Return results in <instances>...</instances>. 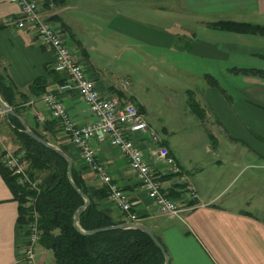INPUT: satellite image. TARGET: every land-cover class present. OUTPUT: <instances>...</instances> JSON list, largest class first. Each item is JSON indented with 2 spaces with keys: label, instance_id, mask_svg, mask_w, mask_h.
Instances as JSON below:
<instances>
[{
  "label": "crops",
  "instance_id": "crops-1",
  "mask_svg": "<svg viewBox=\"0 0 264 264\" xmlns=\"http://www.w3.org/2000/svg\"><path fill=\"white\" fill-rule=\"evenodd\" d=\"M34 1L39 5L41 15L50 18L58 27L99 93L104 97L115 95L121 103L133 102L148 127L158 135V142L142 131L131 133L130 137L160 181L162 192L179 204L177 214L158 210L117 147L106 139L92 140V145L111 181L127 193L137 221L147 225L163 242L170 264H264V204L249 196L251 189L246 194L238 189L224 195L227 186L220 187L215 171L222 157L217 154L219 142L227 144L225 150L221 145L224 153L242 154L239 158L247 153L248 157L264 164V34L210 26L219 20L264 25V0H171L168 6L139 7L144 18L154 24L138 18L132 0H124V3L120 0L122 10L119 11L110 8L111 0H101L109 7L103 31L100 30L102 27L86 19L100 20L97 15L103 11H97L102 7L97 5L98 0ZM89 3L90 10L87 8ZM18 9L16 3L0 0V69L24 95L21 99L17 96L21 101L20 115L28 126L36 125L51 143L66 146L67 155L81 168L88 185L107 187L84 164L78 148L67 138L58 121L51 117L42 98L47 93H56L77 124L93 122L96 117L76 89L59 90L63 75L53 69V51L42 45L32 25L16 27L12 24ZM139 43L154 47L156 51L151 53L139 48ZM159 50V55H155ZM177 52L187 63L186 80L180 79L187 103L192 94L202 112V117L195 115L221 131L218 139L212 131L206 130L211 141L206 144V150L215 157L209 155L202 159L197 154L200 152H196L198 146L193 148L196 144L193 134L191 142L186 143L194 152L188 157L181 156L176 127L168 128L165 124L149 121L145 104L127 87L133 72L128 64L129 61L135 64L133 58L149 57L154 62L161 56L172 57ZM256 69L262 74L255 72ZM211 77L216 84H211ZM37 78L43 81L36 92H32L29 85ZM37 113L44 116L43 121L37 118ZM8 146L0 145V153L1 150L8 151ZM161 146L174 157L180 168L179 174L172 173L157 154ZM207 165L212 167V172L205 177L203 172ZM181 176L185 178V184L180 180ZM186 184L197 194L195 198L189 195ZM244 194L247 196L243 197ZM100 202L113 215L120 214L107 196ZM17 216L18 201L0 174V264H55L53 252L39 242L33 246L32 261L25 260L24 228L18 223Z\"/></svg>",
  "mask_w": 264,
  "mask_h": 264
},
{
  "label": "trees",
  "instance_id": "trees-1",
  "mask_svg": "<svg viewBox=\"0 0 264 264\" xmlns=\"http://www.w3.org/2000/svg\"><path fill=\"white\" fill-rule=\"evenodd\" d=\"M53 1L60 3L63 0ZM210 26L238 32L264 34V25L249 22L219 20L210 23ZM255 72L262 74L259 69ZM42 81L40 78L33 80L29 85L30 91L36 92L35 89L39 88ZM210 81L213 85L217 83L212 77ZM0 96L18 114H21L19 98H24V95L18 92L10 76L1 69ZM189 103L193 105L194 113L202 117L201 109L192 94L189 95ZM4 117L18 142L16 152H21V159L26 165L28 175L36 183L30 185L19 182L17 176L12 174L1 161L0 174L13 193V197L18 201V223L25 225L31 220V212H36V222L40 231L38 242L53 252L55 264L164 263L161 250L145 232L138 228L110 229L92 234H85L76 229L73 225V217L84 199L68 180L66 160L53 149L28 136L22 130V125L16 117L11 115L8 117L4 115ZM29 127L36 134L48 140L36 125ZM57 146L68 153L65 145ZM4 152L2 151L0 156ZM71 177L90 199V203L82 210L78 218L80 229L88 230L126 220L122 213L115 216L110 209L101 206L100 201L108 195L107 187L88 185L82 176L81 168L75 166L74 163L71 167ZM158 240L163 244L160 238Z\"/></svg>",
  "mask_w": 264,
  "mask_h": 264
},
{
  "label": "built area",
  "instance_id": "built-area-1",
  "mask_svg": "<svg viewBox=\"0 0 264 264\" xmlns=\"http://www.w3.org/2000/svg\"><path fill=\"white\" fill-rule=\"evenodd\" d=\"M10 1L16 3L19 8L18 15L13 19L12 24L16 27L32 25L42 45L53 51V69L63 75L59 90L76 89L96 117L93 122L77 124L68 115L63 102L56 93H47L42 98L51 117L58 121L67 138L78 148L84 164L95 173L100 181L107 185L108 200L125 216V221L138 220L136 213L132 210L127 193L117 183L111 181V176L105 166L97 160L92 140L106 139L111 145L117 147L127 158L129 167L135 172L141 186L154 201L158 210L163 213L177 214L180 211L179 204L162 192L160 181L155 178L148 161L130 137L131 133L142 131L148 133L151 140L155 142L159 140L156 132L150 129L146 121L143 120L134 103L131 101L121 103L115 95L104 97L99 93L94 81L85 73L58 27L41 15L37 2L34 0ZM37 114V118L43 121L44 116L41 113ZM157 154L169 166L172 173H180L179 166L166 147H159ZM21 155V153L6 150L0 156V161L12 174L17 176L19 182L35 185L36 181L30 179ZM180 180L184 184L186 183L183 176L180 177ZM186 190L192 198L197 196L190 185L186 184ZM36 219L37 214L32 211L31 220L23 225V253L28 263L33 259V246L39 239L40 231Z\"/></svg>",
  "mask_w": 264,
  "mask_h": 264
},
{
  "label": "rangeland",
  "instance_id": "rangeland-1",
  "mask_svg": "<svg viewBox=\"0 0 264 264\" xmlns=\"http://www.w3.org/2000/svg\"><path fill=\"white\" fill-rule=\"evenodd\" d=\"M136 5V10L134 13H139L138 18L145 23L154 24V21H151L147 18H144L142 11L139 7L149 8L152 6H168L171 4V0H132ZM108 5L111 3L110 8L114 10H122L120 7V0H111L109 2L105 1ZM93 3V1L91 2ZM91 3L88 5L90 10ZM124 3V0H123ZM104 4V5H103ZM99 6L101 8L97 11H103L97 16L100 18L99 21L92 20L89 17H86L89 23H96V26L102 27L100 30L103 31L105 27L106 14L109 12V7H105V3L101 0H98ZM120 8V9H119ZM96 9V8H95ZM96 16V15H94ZM136 16V15H135ZM158 26H162V23H155ZM91 26H95L89 24ZM186 35L187 31H183ZM139 48L146 49L149 52L153 53L156 51V48L139 43ZM113 50V49H112ZM160 50L158 51L159 55ZM166 54V53H165ZM124 58V57H123ZM116 60V58L114 57ZM135 64L129 61L128 66L132 69V75L126 77L127 87L130 88L132 94H134L139 100L143 101L146 109V118L156 125L165 124L168 128L176 127V139L181 147L180 154L183 157H188L192 152V148L187 147V143H190L192 138L191 134L195 135L196 144L193 146L197 147L196 152L202 159L207 158L209 155H213L212 152L206 150V144H210L211 141L206 135V130H210L215 134V137L220 139L219 134L221 131L216 127H211V123L207 121H201L194 113L190 103L186 101V95L184 93V85L181 81L182 79L186 80L187 72H185V66L187 63L184 62V56L180 53H176L174 56L163 57L161 56L157 61L154 62L149 59V57L137 56L133 58ZM168 74H171L168 77ZM181 79V80H180ZM181 81V82H180ZM189 102V100H188ZM2 142L0 145L6 146L9 144V150L11 152H16L18 148V142L15 139V136L11 130L10 125L7 123V120L4 118V113L1 110L0 114V139ZM207 141L205 143L204 141ZM16 148H14V145ZM55 144V143H54ZM221 145L225 150L227 145L225 142L223 144L219 142L217 149L218 156L221 155V162H219V167L216 168L218 175V183L220 187L227 186L224 190V195H230L236 190L240 189L245 194L248 190L251 189L250 197H253V200L259 201V203L264 204V164H262L258 159L247 156V153H244L243 158L242 154L225 152L221 151ZM6 151V150H1ZM16 153H21L20 151ZM233 154V155H232ZM240 155V156H238ZM215 157V155H213ZM233 157V160H232ZM215 159H213L214 161ZM214 171V172H215ZM212 172V167L207 165L204 168V176H207V173L210 175ZM243 195V197L247 195ZM190 195V194H189ZM245 208V205H243ZM263 214L264 211L262 210Z\"/></svg>",
  "mask_w": 264,
  "mask_h": 264
},
{
  "label": "water",
  "instance_id": "water-1",
  "mask_svg": "<svg viewBox=\"0 0 264 264\" xmlns=\"http://www.w3.org/2000/svg\"><path fill=\"white\" fill-rule=\"evenodd\" d=\"M0 108L2 112L5 114V116H14L16 117L21 125H22V130L31 138H33L35 141L43 144L44 146L53 149L56 151L60 156H62L66 160V173L68 180L72 187L77 191L78 194L81 195V197L84 199V202L79 205L75 211L74 217H73V225L76 229H78L80 232L85 233V234H92L96 233L99 231H104V230H110V229H118V228H138L145 232L151 240L154 242V244L161 250V252L164 255V263L163 264H168L169 262V256L163 246V244L158 240V238L155 236V234L147 227L142 222L138 221H123L120 223L108 225V226H102V227H97L93 229H88V230H82L80 229L78 225V218L82 212V210L90 203L89 197L79 188V186L73 181L71 177V167H72V160L71 158L65 153L60 147L57 145L51 143L50 141L46 140L45 138L41 137L40 135L36 134L26 123L25 119L18 114L10 105H8L0 96Z\"/></svg>",
  "mask_w": 264,
  "mask_h": 264
}]
</instances>
